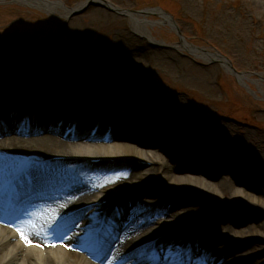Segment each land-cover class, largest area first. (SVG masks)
<instances>
[{"label":"bare ground","instance_id":"bare-ground-1","mask_svg":"<svg viewBox=\"0 0 264 264\" xmlns=\"http://www.w3.org/2000/svg\"><path fill=\"white\" fill-rule=\"evenodd\" d=\"M30 1H36V5L47 10L59 11L58 0ZM131 18L136 31L148 34L149 22L144 14L131 13ZM162 18L174 22L166 13ZM183 45L196 50L186 40ZM204 54L210 56L212 53L205 51ZM96 62L104 65L103 57ZM0 71V105L8 106L16 102L17 97L28 100L23 110L10 117L5 114L6 121L1 117L4 111L0 109V123L7 122L0 134L42 130L51 133L29 138L11 135L0 139V264H174L172 254L167 250L154 258L149 254L155 248L160 250L165 242L182 232L186 245L179 253L184 254L185 261L192 252L200 249L205 252L202 264H232L235 261L255 264L250 261L252 256L264 251V222L257 224L254 233L248 228L247 218L238 215H230L224 221L214 216L205 218L197 211L209 200L208 196L193 200L192 195L205 192L227 201L225 198L230 189L235 199L244 198L250 204L264 208L263 199L256 193L257 183H262L256 169L241 166L230 155L213 147L210 151L207 149L208 159H194L195 162H191L194 166L181 172L178 164L186 161L183 154L190 149L195 134L156 109L151 108L148 118L143 113L138 116L120 114L119 110L128 105V99L140 92V86L117 81L108 83L103 79L106 72L99 68L85 72L83 78L91 79L86 83V92L97 91L103 101L88 102L83 93V99L69 110L66 101L48 99L61 93L48 79H41V82L37 79V84L33 81L30 89H25L21 83L27 81L26 78H12L8 70ZM141 91L144 98L148 97L147 91ZM135 121L149 128L138 126ZM121 133L126 134L117 138ZM135 134L139 138L134 137ZM73 138L82 140H68ZM173 140L181 141L186 147L175 150L170 146ZM93 159L99 161L94 163ZM134 160L151 162L157 167L150 174L137 170V166L127 168ZM217 161L222 162L227 171L236 167L244 169L241 185L227 179L214 182L210 174L200 175L195 169L198 164L204 166ZM15 169L22 171L14 183L4 189ZM240 173L235 172L236 175ZM164 182L165 187H162ZM141 185L147 187V197L134 201L136 195L132 189ZM100 189L102 194L97 191ZM181 191H188L192 198L183 211L172 212L170 202L175 200V193ZM7 193L11 194L10 201L5 198L10 197ZM122 195L129 198L121 209V214L130 209L125 215L127 220L110 222V207ZM90 201L98 203L79 209ZM73 209H76L73 214L58 222L56 215L61 217ZM158 215L164 222H158ZM26 222L35 225L28 232L31 244L26 243L17 231ZM213 229L217 234L219 232L218 239L213 238L215 245H219L217 255L211 247L209 233L214 232ZM92 239L97 245H89ZM96 250L98 258L95 257Z\"/></svg>","mask_w":264,"mask_h":264},{"label":"rangeland","instance_id":"rangeland-1","mask_svg":"<svg viewBox=\"0 0 264 264\" xmlns=\"http://www.w3.org/2000/svg\"><path fill=\"white\" fill-rule=\"evenodd\" d=\"M61 1L68 7H76L85 0ZM110 1L122 9L144 14L149 22L148 34L136 31L127 14L96 4H91L80 14L68 16L62 6L59 11H51L36 5V1L0 0V70H8L12 78H26L25 82L21 80L25 89H30L33 81L37 84L38 80L48 79L52 86L61 90L59 95L48 99L66 101L68 110L83 99V93L88 102L103 101L97 91L86 92V83L91 79L83 78L85 72L99 68L106 72L103 79L108 83L117 81L140 86V92L127 101L133 106L128 110L130 115L139 112L150 116L151 108L156 109L195 134L190 149L182 153L186 161L178 164L181 172L192 168L194 159H208L207 152L217 147L219 152L230 155L241 166L257 170L262 183H257L256 193L264 202V0ZM163 13L175 21L188 44L218 50L230 58L238 71L246 73L256 95L239 84L221 62L183 45L171 20L162 18ZM99 57H103L104 65L96 62ZM142 89L143 93L148 92V97L142 96ZM16 101L7 106L6 114L25 108V99L17 97ZM0 108L4 107L0 105ZM4 126L0 123V129ZM47 134L51 133L46 130L23 134L9 132L0 134V139L11 135L29 138ZM125 134L121 133L117 138H123ZM170 146L179 151L185 144L178 140ZM221 163L198 164L195 169L200 175L210 174L214 182L227 179L241 185L244 169L236 167L227 171ZM132 164L127 168L137 166V170L148 174L157 167L142 160H134ZM235 172L241 173L236 175ZM161 184L165 187V182ZM132 190L141 199L147 197L145 185ZM97 191L103 192L102 189ZM231 191L229 189L226 194L227 201L205 192H197L193 198L188 191L176 192L170 209L172 212L183 211L191 198L196 200L206 195L209 200L196 210L200 215L214 216L220 221L238 215L247 218L248 228L255 233L257 224L264 222V208L252 205L244 198L235 199ZM126 201L124 196L118 199L121 204ZM157 219L164 221L161 216ZM213 231L209 234L211 246L214 245L213 254L217 255L219 245H215L213 238L217 240L219 232ZM203 257L204 253L198 249L190 260L175 257L172 262L202 264ZM250 261L264 264V251L255 253Z\"/></svg>","mask_w":264,"mask_h":264},{"label":"water","instance_id":"water-1","mask_svg":"<svg viewBox=\"0 0 264 264\" xmlns=\"http://www.w3.org/2000/svg\"><path fill=\"white\" fill-rule=\"evenodd\" d=\"M12 1H14V0H12ZM47 1L54 2V0H47ZM57 3H60V6L66 8V10L68 11V14H69L68 16H73V15H77V14L82 13L91 4H96V5H100V6H103V7H107L110 10H114V11L120 13V14H127L128 16H131V13H132V11L120 8L119 6H117L116 4H114L110 0H86L85 2H82L81 4L77 5L76 7H68L61 0H58ZM135 13H137V12H135ZM171 26L175 28L180 40L183 43L184 40H186V39H185L184 35L182 34V32H181L180 28L178 27V25L175 22H172ZM191 46L194 49H196V50L199 49L201 52L204 51V53H205V51H210L213 55L210 54V56L208 55L209 57L206 56L207 54L205 55L203 52L202 53L208 59L218 60L219 62H221L223 67L225 68V70L236 77V79L239 82V84L245 86L252 94H256V92L250 88V85H249L250 79H248L246 77V73L238 71L234 67L231 59L228 58L226 55L222 54L218 50L212 51V50H208V49H205V48H198V47L193 46V45H191Z\"/></svg>","mask_w":264,"mask_h":264},{"label":"snow or ice","instance_id":"snow-or-ice-1","mask_svg":"<svg viewBox=\"0 0 264 264\" xmlns=\"http://www.w3.org/2000/svg\"><path fill=\"white\" fill-rule=\"evenodd\" d=\"M34 227L35 225H33L31 222H26L17 228V231L20 233L21 238L24 239L28 244L32 243L29 238L28 232H30ZM25 229H27L28 231H25Z\"/></svg>","mask_w":264,"mask_h":264}]
</instances>
